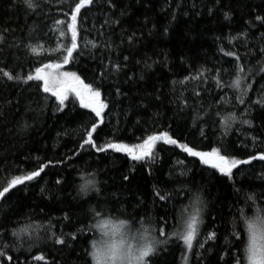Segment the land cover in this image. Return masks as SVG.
Here are the masks:
<instances>
[{"label": "trees", "instance_id": "trees-1", "mask_svg": "<svg viewBox=\"0 0 264 264\" xmlns=\"http://www.w3.org/2000/svg\"><path fill=\"white\" fill-rule=\"evenodd\" d=\"M70 3L71 0H43L42 12L27 15L24 7L14 0H0V31L5 28L14 30L7 35V42L27 37L29 29L35 25L37 39L42 45L38 49L39 55L30 54L23 47H4L0 52V67L11 71L13 76L19 74L24 77L34 74L35 67L42 66V63L59 62L54 58L62 47L63 39L58 32H50L49 29H54L55 19H65L64 13L69 12ZM113 3L114 8L108 6L107 0H95L93 5L86 6L82 9L80 27L87 30L83 33L86 40L97 44L107 40L113 44L114 51L85 48L83 56L63 69L82 73L91 79L100 66L97 57L101 55L106 60L110 58L113 62L126 64L119 75L112 76L105 83V90L112 93L114 85L119 83L128 97L121 98L123 102L117 103L114 114L105 118L107 127L101 132L102 141L118 138L130 144L138 143L149 134L169 131L182 142L195 144L198 150L208 151L210 147L223 143L237 158H248L264 151V120L256 108L251 109L252 116L256 117L253 127L237 122L227 136H222L224 129L218 121L232 113L239 121L244 118L246 105L238 103L232 89L222 90L213 80L214 69L227 72L232 68V64L226 61L233 58L225 56L221 48L238 52L246 60L250 59L253 65L257 63L254 57L248 56V51L256 52L264 47L260 42L264 24L255 21L256 15L264 16V0H113ZM225 12H230V19H225ZM107 18L118 19L120 23L112 28L101 27ZM248 21L252 24L246 23ZM242 31H248L249 36L228 43L227 37ZM101 32L105 35L101 36ZM133 33L130 44L128 37ZM124 55L129 56L127 62L123 61ZM146 64L152 67L147 68ZM201 69L208 70L204 77L206 83L190 80L187 85L180 84L184 77L195 75ZM141 75L144 76L142 80ZM231 79L230 73L224 75L225 82ZM172 81L177 83L173 85ZM252 81L254 91L249 95L255 101L264 81L260 80V73ZM35 84L34 81L27 84L9 81L0 73V187L14 175L35 170L48 160L53 162L45 170L47 175L41 174L43 179L29 182L27 189L17 192L7 202L0 200V225L7 229L6 235H0V250L13 257L11 262L6 256L0 257V264H85V259L91 261L90 256H85V247L90 251L92 241L99 237V230L93 227L97 222L127 220L132 231L142 232L141 223L150 230L154 229L156 217L167 211L168 223L176 224L181 210L194 202L195 195H200L206 203V226L199 235V241L204 242L206 233L213 230L217 232L218 239L207 240L204 248L194 243L192 251L187 253L188 264H224L227 257L220 258L224 256L222 250H230L234 256L242 254L243 245L236 247L239 241L230 245L226 239L233 241L235 227L240 239L246 242L243 214L254 216L256 208L264 206V197L247 200L253 193L264 190V181L259 179L264 174V162L253 161L252 165L241 166L245 173L237 176L240 183L233 184L201 164L198 158L187 157L180 149L162 142L157 143L161 162L153 166L151 174L147 166L142 167L121 153H112L107 159L79 160L76 154L84 135L85 122L75 118L74 114L87 110L79 109L77 103L73 113L64 116L56 112L55 98L38 92ZM194 90L201 91L200 98L194 96ZM181 92L190 105L204 106L207 113V123L202 124L205 136L202 137L193 127L186 113L178 111L177 103L170 102ZM157 94H162V102L154 99ZM141 103L148 107H139ZM217 110L221 115H216ZM101 155L97 154V157ZM178 160L184 164H178ZM132 168L135 171H130ZM170 171L177 177L174 183L168 181ZM184 171L186 175H181ZM123 174H127L129 180L123 181ZM58 178L68 183L56 185ZM88 180H95L103 195L90 200V196L96 195L90 192L88 196L81 195L74 200L80 185ZM154 185H166L177 191L182 187L191 188L192 191L187 195L180 191V195L165 207V202L153 203L156 199ZM41 188L54 192L57 198L42 196ZM97 210L99 215H96ZM65 213L71 214V221L61 219ZM146 215L152 223L145 222ZM173 215L176 221L172 219ZM78 220L85 221L87 227L84 223L78 224ZM50 223L53 225L51 230L58 234L76 232L79 242H72L74 252L48 239L50 233L46 230ZM23 227H29L32 238L25 234L21 244L11 232ZM5 228H0V233ZM152 235L156 233L153 231ZM85 236L91 238L87 245ZM184 252L182 242L172 243L167 251L156 254L152 264H185ZM38 255H44L45 260H35L34 256Z\"/></svg>", "mask_w": 264, "mask_h": 264}, {"label": "snow or ice", "instance_id": "snow-or-ice-1", "mask_svg": "<svg viewBox=\"0 0 264 264\" xmlns=\"http://www.w3.org/2000/svg\"><path fill=\"white\" fill-rule=\"evenodd\" d=\"M14 3H19L24 7L27 15H34L42 12L43 0H14ZM95 3V0H71L69 5V12L64 13L65 19H55L53 21L54 29L49 31H56L59 33V37L63 39L62 47L58 54L55 56L59 62H48L42 63V66L35 67L34 74L29 73L22 77L19 74L13 76L11 71H5L4 68L0 67V73L3 77H6L9 81H17L20 83L27 84L30 81L36 82L35 87L37 91H42L45 94H50L49 98H55L56 112L63 113L64 116H69L73 113V110L78 103L79 109L87 110L86 112H75L74 117L79 118L85 122L84 135L81 137L79 142V152L76 154L79 160H85L88 158L107 159L112 153L124 154L127 158L132 161L138 162L142 167L147 166L149 173L154 171L153 166L161 162V157L157 149V143L162 142L163 145H170L174 148L180 149L187 157H195L199 159V162L210 169L215 170L220 176L226 177L235 183L237 176L244 174L245 170L241 167L243 165H252L253 161L264 162V151L258 154L250 155L248 158H237L236 154L230 152L229 149L220 143L218 146L210 147V150L203 151L198 150L195 144L190 145L188 142H182L181 138L175 137L174 134H170L169 131H163L158 134H149L138 143H126L120 141L118 138H111L107 141L101 140V132L107 127L105 118L114 114L117 103H122L121 98H127L128 93L123 91L119 83L114 85V93L107 92L105 90V83L110 80L114 75H119L126 64H122L119 61L113 62L112 59L106 58L101 55L97 57L100 60L99 68L93 72V76L89 79L87 76L78 74L75 71L63 70L66 65L74 63L79 57L83 56L85 48L91 49H103L105 52L114 51L113 44L107 40L103 44H97L92 41L85 39L83 33L87 30L80 27L83 21L82 9L86 6H91ZM107 4L110 8H114L115 4L113 0H107ZM211 12V9L209 10ZM224 17L226 20L230 19V12H225ZM255 21L264 24V16L256 15ZM120 21L112 20L110 18L105 19L104 24L101 27L108 26L109 28L119 24ZM249 25L252 21L246 22ZM47 27V26H45ZM14 30L3 29L0 31V52H3L4 47L9 48H21L30 54L39 55L38 49L42 48L40 40L37 39V26H32L28 31L27 37L18 38V41L13 43L7 42V35L11 34ZM167 31V30H165ZM70 33V35H69ZM45 36L47 33L44 34ZM101 36L105 34L100 33ZM128 37V42L131 44L133 36ZM248 31H242L238 35L227 37L228 43L231 44L233 41L240 40L241 37H248ZM43 39V37H40ZM81 41L83 43H81ZM261 43H264V33H261ZM90 46V47H89ZM225 56L233 58L232 60L226 61V63L232 64V68L227 70L214 69L213 80L218 88L222 90L224 88H230L233 91L234 98L241 105H246L244 118L239 119L235 113H232L224 117L218 123L223 126L222 136H227L228 131L233 127L234 124L247 125L253 127V121L256 117L252 116V108L259 110V116L264 120V85L261 86L259 97L253 101L249 93L253 92L252 78L260 73V80L264 81V47H260L256 52L248 51L249 57L256 59V64L253 65L251 60H246L245 56L240 55L234 51H224ZM53 59V58H49ZM129 56L124 55L123 61L127 62ZM147 68H151V64H146ZM208 70L201 69L196 72L195 75L184 77L180 81L181 85H187L190 80L199 81L206 83L204 77H206ZM230 73L232 79L228 82L224 81V75ZM131 80V77L128 78ZM140 79H144L141 75ZM127 82V81H126ZM173 85L177 81H172ZM175 91V89H173ZM194 96L196 98L201 97V91L194 90ZM156 101L162 102V94L155 95ZM171 103H177L179 105L178 111L184 112L192 120L193 127L197 128L199 134L205 136L204 128L202 124H206L207 120L205 116V108L203 105L193 106L189 104L187 97L183 93H179L175 100L170 101ZM141 108L146 109L148 105L140 104ZM251 106V107H247ZM67 109V111H66ZM204 113V115H201ZM216 115L219 116L221 113L217 110ZM139 124L140 121L137 120ZM107 135V134H106ZM140 139V138H138ZM255 141V138H253ZM97 154H102L97 157ZM52 161L48 160L47 163H42L35 170L28 171L23 174L14 175L10 180L0 187V200L7 202L17 192L24 191L28 188L29 182L37 181V179H43L42 173L47 175L46 169L52 165ZM178 164L183 165L184 161L178 160ZM135 171V168L130 169ZM59 176V173L56 174ZM181 175H186V171L181 172ZM121 179L123 181L129 180L127 174H123ZM177 177L172 171L168 174V181L175 182ZM264 181V174L259 177ZM67 180L56 179V185H66ZM192 183L194 184V178ZM19 186H23L22 188ZM264 187V186H262ZM15 189V192L12 190ZM63 188L61 187V191ZM42 196L47 195L49 199L57 198L56 194L49 193L47 189H40ZM185 194L192 191L191 188L182 189ZM180 191L170 189L166 185L160 187L159 185L153 186V203L165 202V207L169 202H172L180 195ZM200 191L197 186V192ZM90 192H94L96 195L90 196L89 199H98L99 196L103 195L102 188L96 186L95 180L85 181L84 184L80 185L76 196L73 199H78L81 195L88 196ZM264 197V190L259 193H253V196L247 197V200H261ZM175 206V205H173ZM252 207L251 204L248 205ZM206 207L205 200L200 195L194 196V202L190 206H186L181 210L180 220L176 224L168 223L169 213L163 212L156 217L154 229L144 227V223H141L143 231L137 230L134 234L132 232V225L127 220H119L118 223H113L111 220L99 221L93 225L94 228L100 231L101 237L98 240H93L91 243V250L87 247L84 249L85 256H90L91 261L85 259V264H152V259L155 258L159 252L167 251V247L172 243L182 242L185 252L184 260L185 264H188L187 253H190L194 248V243H198L199 248H204L207 240L218 239L217 232L215 230L206 233V239L204 242L199 241V235L204 229V209ZM189 208L192 211H189ZM187 213V216H185ZM97 210L96 215H99ZM137 219L139 214H137ZM209 218H211L209 216ZM63 221H71L72 217L70 213H65L61 218ZM172 219L177 220L176 216L173 215ZM147 223H152L146 215ZM243 222L246 226L247 240L240 239V233L235 231V227L232 231L233 241H227L228 244H234L235 241H239L236 247L243 245L242 254H232L230 250H222L224 256L220 257L224 259V264H264V206L258 207L255 210L254 216L243 214ZM78 224L84 223L85 227L87 224L83 220H78ZM15 227V226H14ZM53 225L49 224V228L46 230L48 233V239L56 245L64 246L71 252L75 251V247L72 242H79V238L75 231L57 233L52 231ZM0 228H5L4 225H0ZM81 233L82 229H78ZM156 235H152V232ZM7 229L0 235H6ZM27 234V238H32V232L29 227L15 228L11 232V235L16 237L18 241L23 243V238ZM163 238V239H161ZM91 239L88 236L84 237V243L87 245L88 240ZM164 245V248H160ZM6 253L0 250V257H5ZM83 258V257H81ZM7 261H13L12 256H6ZM37 261L45 260L44 255L34 256Z\"/></svg>", "mask_w": 264, "mask_h": 264}, {"label": "rangeland", "instance_id": "rangeland-1", "mask_svg": "<svg viewBox=\"0 0 264 264\" xmlns=\"http://www.w3.org/2000/svg\"><path fill=\"white\" fill-rule=\"evenodd\" d=\"M108 220V219H107ZM113 223H118L117 221H114V220H111ZM133 229V228H132ZM99 233H98V239H100V237H101V233H100V231H98ZM134 234L136 233L135 231H132Z\"/></svg>", "mask_w": 264, "mask_h": 264}]
</instances>
